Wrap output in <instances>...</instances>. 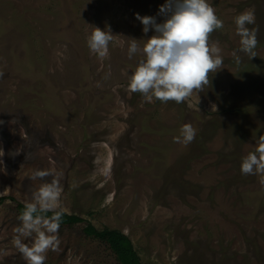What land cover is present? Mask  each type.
Wrapping results in <instances>:
<instances>
[{"label":"rangeland","instance_id":"374dc122","mask_svg":"<svg viewBox=\"0 0 264 264\" xmlns=\"http://www.w3.org/2000/svg\"><path fill=\"white\" fill-rule=\"evenodd\" d=\"M165 3L0 0V197L14 199L0 205V264H28L15 245V206L33 202L55 174L56 211L85 223L60 226L45 264H117L84 234L88 223L126 235L143 264H264V177L240 172L264 135V0H208L224 25L210 35L223 69L180 104L128 89L142 59L128 58L129 39L142 48L155 35L135 14L163 23ZM247 10L259 29L257 57L237 52V66L234 18ZM88 25L110 28L106 57L87 47ZM186 123L195 139L174 142ZM36 170L53 175L33 180ZM22 239L31 247L34 237Z\"/></svg>","mask_w":264,"mask_h":264},{"label":"clouds","instance_id":"9594fccd","mask_svg":"<svg viewBox=\"0 0 264 264\" xmlns=\"http://www.w3.org/2000/svg\"><path fill=\"white\" fill-rule=\"evenodd\" d=\"M158 15L165 18L163 23H157L153 16L135 14V19L143 25L142 32L147 34L152 29L155 35L144 40L142 48L139 40L129 39L128 58L140 53L142 59L129 77L128 89L132 93L142 94L148 102L158 100L180 104L194 93L203 92L210 85L209 74L223 69L219 42L210 44V35L224 25L208 0H166L159 8ZM234 23L240 39L239 48L232 56L239 66L242 59L237 52L245 54L249 60L257 57L255 49L259 29L249 27L255 24L252 10L238 14ZM88 26L92 32L86 37L87 47L91 53L106 57L113 39L110 28L101 30ZM3 123L0 121V124ZM196 134L197 130L186 123L180 128L179 135L174 137V142L187 145L195 139ZM3 156L4 152L0 149V157ZM0 164H3V160H0ZM240 172L245 176L264 177V135L258 137L253 150L242 158ZM52 175L49 170H36L32 179L45 180ZM260 183L264 185V178ZM62 190L60 175L55 174L50 182L43 183L33 194V202L25 205L19 217L21 225L15 229V245L28 264H45L48 250H56L59 246L62 213L56 209L60 206ZM49 211L54 213L50 218L44 215ZM33 237L31 247L23 242L22 238Z\"/></svg>","mask_w":264,"mask_h":264},{"label":"trees","instance_id":"16d2710c","mask_svg":"<svg viewBox=\"0 0 264 264\" xmlns=\"http://www.w3.org/2000/svg\"><path fill=\"white\" fill-rule=\"evenodd\" d=\"M60 30H62V27ZM8 199L12 201L14 200L9 197H0V205ZM24 209L25 205L20 203L16 204L15 210L18 217H20ZM61 213L62 217L60 226L72 227L81 223H85V220L77 215H68L63 212ZM53 214L54 213L52 211L44 213V215L48 218H50ZM83 232L86 236L92 237L93 239L104 243L114 255L117 264H143L140 261V258L135 251L131 240L120 231L107 228L104 230H97L91 223H88L83 228Z\"/></svg>","mask_w":264,"mask_h":264}]
</instances>
